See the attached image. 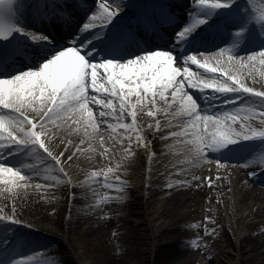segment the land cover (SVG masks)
<instances>
[{"label":"bare ground","instance_id":"6f19581e","mask_svg":"<svg viewBox=\"0 0 264 264\" xmlns=\"http://www.w3.org/2000/svg\"><path fill=\"white\" fill-rule=\"evenodd\" d=\"M262 1L261 7L264 13V0ZM258 60L259 58L255 68L249 65V68L241 69L235 74L248 87L264 91V66H261ZM221 64L222 68L228 69V65L223 62ZM250 69L252 75L247 74ZM211 74L213 73L203 72L205 76L203 79H208ZM212 78L214 79L208 80H217L220 83L226 80L224 76L218 75H212ZM192 79L197 83L202 81L197 79V75ZM189 85L185 80L183 90L187 94ZM89 94L97 95L99 99H106L101 94L91 92ZM216 96L217 98L209 94V102L216 98L225 105V108L222 110L221 107L216 114L221 117L225 113L238 115L237 124L246 126L243 132L255 134L256 138L243 140L249 141L248 143L229 144L226 147L210 150L207 147V143L210 142L209 134H205L204 143L203 135L192 127L188 130L190 134L186 139V144L192 145L189 156L184 158L186 161L178 165L174 173L168 175H159L152 166L148 169L149 177L145 184H129L117 180H113V183L102 182L99 179L100 170L97 169L89 171L88 177L72 186L61 169L69 163V156L76 151V148H80L81 151L88 152L86 159L82 158L79 162L80 173L85 171V168L104 166L107 167L104 170H108L109 176L114 172L113 170L109 172L111 167L108 165L109 160L113 158L107 155L102 147L111 144L113 139L116 141L117 135L124 136L126 131L146 140L150 152L159 153L168 147L167 153H170L179 148V144L183 143L181 136L184 130L190 127L185 121L190 116L183 113L180 104L172 100V90L166 93L167 101L157 96L155 105L145 102L146 106H138L134 124L129 110L120 112L121 116L117 114L119 105L115 100L113 101L115 111L94 103L90 104L89 107L93 110L92 119H88L86 113L82 115L78 109L71 117L66 113L54 116L46 122L44 138L52 155L58 160L51 162L46 158L47 156L34 152V149L29 148L26 152L23 147L13 146V153L19 155L15 165L23 173L29 174L31 168L26 163L34 165L31 174L36 176L37 185L40 187L55 190L54 186H58L62 180L64 184L61 185L67 186V189L64 193H59L58 190L59 198L57 197L56 203H53L47 199L45 193L37 192L40 187L33 188L27 182H21L26 184V187L13 188L11 191H7L6 186L0 184V216L13 217L20 221V223H11L5 219L0 221V228L12 230V237L19 241L24 249L34 252L30 257L35 264H46L45 258L55 259L58 264H77L76 259L80 257L79 250H84L88 240L104 239L107 230L111 227V216L107 208L112 203H117L119 199L122 204L134 210L146 227L149 239V245H146L150 246L146 258L150 260L149 264H197L195 251L205 254L210 260L209 263L222 264L214 253L208 250L205 252L202 246H206L209 240L198 232L205 224V219L209 225L203 226V232L206 229L213 230V225L223 217L228 221V224L227 222L224 224L225 231L234 243V249L229 253L232 256L229 262L264 264V221L257 223L248 220L252 216L253 219H257L264 214V197H261V192L256 189L257 184L264 185V168H262L264 138L258 135L259 132L264 131V124L261 123V117L258 115L264 112V101L259 97L242 93L216 94ZM233 98L237 99L230 102ZM132 99L135 100L134 97ZM36 107H39L38 103ZM149 109L152 110L151 115ZM29 110L37 115L36 112ZM100 111L109 114L100 117ZM36 118L40 119L38 115ZM122 118L126 123H123ZM124 124L129 127L124 128L122 126ZM254 126L255 129L252 128ZM236 131L241 132L240 129ZM170 134L171 137L166 139ZM102 138L103 141L99 140ZM121 143L124 144V141ZM198 148L201 150L199 153ZM150 152L146 156H143L142 152L138 153L137 160L144 171L150 165L146 163L153 162L149 160ZM209 152L214 156L212 161L209 160ZM228 160L234 161L232 168L235 174L227 164L220 162ZM244 178H249L247 187L240 189L238 182ZM209 183L211 187L208 186ZM123 186L128 192L122 189ZM106 193L108 198H103ZM187 209L190 211L187 217L176 219ZM129 215L120 211L121 219L126 222L131 217ZM56 244L61 248L60 251L55 250ZM38 248H42V253L39 252L40 249L37 250ZM100 259V263L92 264H136L133 260L119 261L115 255ZM8 263L19 264L12 260ZM138 264L147 263L142 261Z\"/></svg>","mask_w":264,"mask_h":264},{"label":"snow or ice","instance_id":"6c2138e0","mask_svg":"<svg viewBox=\"0 0 264 264\" xmlns=\"http://www.w3.org/2000/svg\"><path fill=\"white\" fill-rule=\"evenodd\" d=\"M112 2L116 3V9L111 11L107 0H102L98 5L101 10L100 17L107 23H110L118 15L119 9L122 7L120 3H117V0H112ZM232 3L234 0H194V4L211 10L229 8ZM97 19V15H92L90 21L86 22L82 28L87 30L96 27ZM204 23H207V19L198 21V24ZM194 27L184 28L177 34L178 39H186ZM17 30L23 31L22 29ZM11 31L10 26L0 23V38L7 39L11 35ZM32 39L37 41L44 40L46 37L33 35ZM84 47L73 40L71 46L54 54L38 70H28L10 78H0V184L5 185L7 191L26 187L27 185L21 182L28 179L22 174L20 168L3 162L11 154L9 150L13 146H26L33 149L38 146L49 157L56 159L41 138L44 133L36 131L37 123L26 116L25 112L28 109L36 112L40 117L39 124L43 128L44 124L54 116L77 109L82 115L86 113L87 118L92 119L93 110L89 105L93 103L115 111L113 104L115 100L121 113L126 109L129 110L134 124L138 106H146L145 102L155 105L157 96L161 100L167 101L166 93L172 90V100L180 104L183 113L189 116L195 115L196 120L202 124V131L208 133L209 124L215 128V131L209 133L210 142L207 143V147L210 150L235 144L239 140L256 138L255 134L250 135L247 132L236 131L233 125L238 122V115L225 113L223 117L201 116L197 112V101L184 92L183 85L187 80L191 87H198L201 91L210 89L215 93L225 95L229 93L249 94L264 101V91L248 87L235 74L239 73L241 69L249 68V65L255 68L257 58H259L258 63L264 66V50L247 57L229 55L227 57L228 69L225 70L220 67L221 60H216L217 66L214 67L210 65L208 58L198 59V56L203 57V53L185 57L184 66L181 68L174 66L178 64L177 58L168 51L157 50L123 62H114L111 59L94 61L90 58L92 53L85 52ZM223 53L224 49H220L219 55L223 56ZM189 62L206 72L224 76L226 80L223 83H217L215 80L211 82L202 80L197 83L192 79L196 74L187 67ZM247 74L252 75V70L250 69ZM181 76L184 79H178ZM90 92L101 94L106 99H99L97 95H90ZM236 99L233 98V101L230 102H234ZM37 103L39 107H36ZM4 110L12 114L6 115ZM108 114L104 111L99 112L100 117ZM149 114H152L151 109H149ZM258 115L264 123V112L258 113ZM122 126L129 127L127 124ZM245 127L241 124V128ZM258 135L260 138H264V131L259 132ZM200 151L198 148L197 152ZM208 186L211 187V183ZM13 212H15L14 207ZM5 219L11 223H20L13 217L0 216V221H5Z\"/></svg>","mask_w":264,"mask_h":264},{"label":"rangeland","instance_id":"374dc122","mask_svg":"<svg viewBox=\"0 0 264 264\" xmlns=\"http://www.w3.org/2000/svg\"><path fill=\"white\" fill-rule=\"evenodd\" d=\"M118 110L119 111L117 112V114L119 113V116H121V111L119 108ZM122 121L123 123H126L124 119ZM233 127L235 129L239 128L236 124L233 125ZM252 128L255 129V126ZM240 130L244 131L243 128H240ZM189 134V132L188 134H183L181 136V139H183V143L179 144V148L170 151V153H167V151L169 152L168 147L163 149L162 151H159V153L157 151L150 152L148 146H146V140L138 135L131 134V132L126 131L124 136L117 135L116 141L112 138L113 140L111 141V144H107V146L102 147L103 151L107 153V155H111L113 158V160H109L108 165H110L109 167H111L109 169V172L111 170H113L114 172H111L109 176L107 174L108 170H104V168L107 167L104 166L90 169L85 168L86 170L80 173V169L78 168V166L81 165H79V162L82 160V158L86 159L88 154V152H84V150L81 151L80 148H76V151L71 156H69V163L66 165V167H64L66 169L62 168V166L60 168H62L61 171H63L67 176V179H69V183L74 184H77L84 178L88 177L89 171H94L97 169L100 170L99 179L105 181L113 183V180H117L119 182H129V184H145L147 183L149 177L148 169H151L152 166L153 169H156L154 171H156L159 175H168L174 173L176 171V167L182 164L183 161H186L184 160V158L189 156V150L192 146L191 144H186V139ZM166 139L169 138L166 137ZM99 140L103 141V138ZM122 141H124V144L121 143ZM125 144H127L128 146ZM184 151H186V153H184ZM140 152H142L141 154H143V156H146L150 152L149 160L153 161L150 163H146V165H150L146 168L147 170L145 171L144 169H142L137 160L139 155L138 153ZM56 159L58 160V158ZM71 164H73L72 167ZM75 171H77V173ZM61 181L59 183L64 184ZM238 183L240 189L247 187L246 179H243ZM58 187L63 188L66 186H55L57 190H47L42 188L40 190H37V192H41V190L44 191L42 193H45L47 195V199L53 203H56L57 197L59 198V193H63V191H61ZM122 189L128 192L125 186H123ZM58 190L60 191L59 193H57ZM107 193L104 194L103 198H108ZM131 209V207L129 208V206L122 204L121 200L119 199H117V203H112V205L107 208V211L111 216V227L107 230L108 232L107 234H105L104 239L92 240L91 238V240H88L86 242L83 248L84 250H79L78 255L80 257L76 259L77 264L100 263V258L107 257L108 255H115L116 257H118V260L122 262L133 260V263L136 262V264H138L139 262L141 263L142 261H145V263L147 264L150 263L148 257L146 258V256L150 252V249L147 250L148 248H150V246L146 245L149 243V239L146 233V227L141 223V219H139L134 210ZM120 211H124L126 212V214H130L129 216L131 217L129 218V221L126 222L124 219H121ZM188 212L190 211L187 209L186 212L180 213L176 219H183V217H187V214H189ZM253 217L254 216L248 219L249 222L258 223L264 221V214H261L257 219H253ZM206 220L207 219H205L204 222L205 226L209 225ZM226 222L228 224L226 218H220L219 222L213 225V230L206 229L204 232L202 229L204 225L202 223L203 226L202 228H200V231L198 233L209 240L206 246H202L203 249L205 248V252L208 250L214 253L215 256L219 258L222 264H231L229 260L232 258V256L229 253L233 251L234 243L230 239L227 231H225L226 229L224 228V224ZM56 245L57 246L55 247V250L60 251L61 248H59L58 244ZM194 253L198 260L197 264H212L209 263L210 260L205 254L201 252L197 253V251H195ZM46 264L58 263L55 259H53L47 260Z\"/></svg>","mask_w":264,"mask_h":264}]
</instances>
